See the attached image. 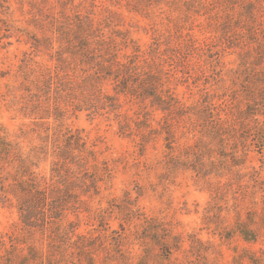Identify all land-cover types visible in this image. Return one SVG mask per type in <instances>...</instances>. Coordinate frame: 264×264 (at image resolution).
<instances>
[{"label": "trees", "instance_id": "obj_1", "mask_svg": "<svg viewBox=\"0 0 264 264\" xmlns=\"http://www.w3.org/2000/svg\"><path fill=\"white\" fill-rule=\"evenodd\" d=\"M97 1L55 0L52 8L57 6L58 10L33 18L44 33L28 36L25 42L33 50L24 51L17 65L16 73L21 77L18 90L22 92L12 102L18 100L15 110L31 119L30 131L40 142L25 149L0 133V206L14 207L21 228L28 232H43L53 225L56 235L59 230L67 234L70 228L61 229L60 224L70 202L97 192L98 183L112 176L113 166L98 158L96 141L83 129L62 123L79 112L92 117L112 113L119 132L137 138L141 146L154 133L162 134L168 157L165 165L172 168L197 171L204 159L209 165L220 166L237 152V142L243 144L248 139L264 147V88L257 96L249 91L245 107L237 114L227 103L231 97L212 94L208 89L211 80L219 81L221 70L216 69V62L220 54L259 41L245 23L252 17L251 3L241 5L236 20H232L235 0H127L126 8L144 17L155 7L160 12L177 13L172 27L166 23V31L153 32L149 41L140 44L129 29L119 28L118 14ZM162 4L168 9L162 10ZM199 17H204L205 23L195 22ZM165 19L172 20L170 15ZM195 26L206 33L197 36L192 32ZM237 28L244 32L238 33ZM213 30L219 31L214 34ZM261 36L264 41V30ZM49 49L53 50L45 52ZM34 50V55L46 53V61L35 60L30 55ZM257 60L256 64L262 62L260 57ZM256 74L255 80H263L262 74ZM107 83L112 84V94L104 90ZM179 84L189 91L198 87L194 102L186 103L176 95ZM120 96L128 102H144L153 112L160 111L158 126H152L150 112L144 108L134 111L133 116L121 113ZM174 127L183 129L184 134L197 131L198 140L185 147L174 146ZM229 141L231 151L227 150ZM175 147L177 152L172 156ZM45 161L48 168L39 170ZM257 173L254 170L250 175L252 180ZM68 226L73 228L71 222ZM16 230L0 233V264H25L13 261L14 253L24 249L18 241H25L18 238ZM241 234L255 240L246 231ZM28 250L30 254L35 251L32 246Z\"/></svg>", "mask_w": 264, "mask_h": 264}, {"label": "rangeland", "instance_id": "obj_2", "mask_svg": "<svg viewBox=\"0 0 264 264\" xmlns=\"http://www.w3.org/2000/svg\"><path fill=\"white\" fill-rule=\"evenodd\" d=\"M97 2H103L116 12L119 28L129 29L130 36L140 44L149 41L153 32L166 31V23L172 27L177 21L176 12H160L156 7L148 9L147 17L129 11L127 0ZM234 2L232 20H236L241 5H253L252 17L245 23L259 41L220 54L216 62V69L221 70L219 81L211 80L208 89L212 94L231 97L227 103L237 114L245 107L249 91L257 96L264 88V41L261 36L264 0ZM54 4L55 0H0V20L5 22L0 21V133L18 141L25 149L40 140L30 131L31 119L15 110L18 100L12 102L19 99L22 92L18 90L21 77L16 69L23 52L33 50L30 43L25 42L28 36L40 37L44 33L33 18H43L41 12L58 10L57 6L52 8ZM161 6L162 10L168 9L164 4ZM166 15L172 18L170 22L165 19ZM198 21L205 23V18L199 17L195 22ZM202 30L195 26L192 32L203 36L206 32ZM217 31L211 33L217 34ZM236 31L244 32L242 28ZM5 33L12 35L5 37ZM56 45L54 42L53 46ZM258 45H262L261 48ZM34 53L35 50L30 55ZM259 57L262 62L256 64ZM33 58L38 62L46 61L47 54L38 51ZM256 73L262 74L263 80L261 77L255 80ZM104 88L107 93H113L111 83ZM197 90L198 87L192 86L189 91L179 84L175 93L181 100L191 103L198 96ZM189 92H192L190 98ZM215 97L214 101L219 102ZM127 100L119 97L121 113L133 116L134 111L144 108L150 112L152 126H158L156 120L160 111H151L144 102ZM62 123L83 129L89 139L96 141L98 158L106 159L113 166L112 176L98 183L97 192L80 195L70 202L60 224L61 229L70 228L67 234L59 230L56 235L53 225L43 232H28L21 228L14 207L0 206V233L17 229L18 238L25 240L23 244L18 241V246L23 245L24 249L14 253V263L264 264V147L261 149L250 139L243 144L237 142V152L222 165H209L204 159L198 170L193 171L165 165L168 157L162 134L154 133L141 146L137 138L119 132L118 120L112 113L92 117L79 112ZM173 130L174 146L185 147L198 140L197 131L184 134L178 127ZM232 145L229 141L228 151ZM176 152L177 147L172 156ZM236 162L239 165H235ZM45 168H48V161L42 162L39 170ZM254 170L258 172L255 181L250 177ZM250 211H253L251 217ZM70 222L73 228L68 226ZM16 223L18 226H14ZM245 231L255 240L246 239L241 234ZM28 246L35 251L30 254Z\"/></svg>", "mask_w": 264, "mask_h": 264}]
</instances>
